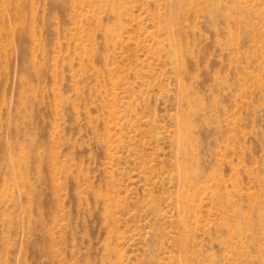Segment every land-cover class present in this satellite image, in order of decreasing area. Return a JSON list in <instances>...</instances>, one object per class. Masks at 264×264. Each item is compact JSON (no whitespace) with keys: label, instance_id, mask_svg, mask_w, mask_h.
Segmentation results:
<instances>
[{"label":"rangeland","instance_id":"obj_1","mask_svg":"<svg viewBox=\"0 0 264 264\" xmlns=\"http://www.w3.org/2000/svg\"><path fill=\"white\" fill-rule=\"evenodd\" d=\"M0 264H264V0H0Z\"/></svg>","mask_w":264,"mask_h":264}]
</instances>
